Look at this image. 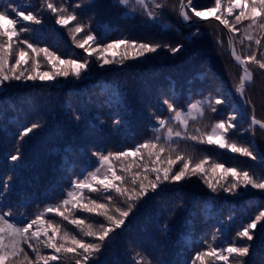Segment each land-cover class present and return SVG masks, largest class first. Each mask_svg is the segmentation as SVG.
<instances>
[{
  "label": "trees",
  "instance_id": "trees-1",
  "mask_svg": "<svg viewBox=\"0 0 264 264\" xmlns=\"http://www.w3.org/2000/svg\"><path fill=\"white\" fill-rule=\"evenodd\" d=\"M118 2L119 0H96L91 4L90 9L93 16L98 19L91 23V31L97 36V40L105 39L108 34L111 36L116 29L121 28L126 31L127 35L136 38L138 42L174 46V40L178 39L180 40L178 45H183V47L179 52L170 56L158 51L154 55L144 56L146 58L139 56L133 58L136 50L128 49L123 45L119 51L129 54L125 61L138 63L142 61V66L138 67H136L138 63H123L124 65H119V67L111 66L102 69L99 66L102 61H98L94 56L93 64L88 67L89 71L83 72L82 78L74 81V87L79 92L74 96L73 102L64 109V112L68 113L59 114L60 117H55L47 127L52 133L50 140L48 138L52 144L50 159L43 161L41 165L32 163L35 168V173L31 170L32 176H26L25 164L18 165L14 170L18 172L14 183L17 187H20L21 184L23 187L31 185V180L38 176L36 169L40 172L39 181L35 182V187L29 186L27 189V192H35L34 202L30 195L23 193L24 188L22 187L11 194L12 198H24L26 202H31L29 205L23 203L18 205L21 216L25 215L31 219L35 214L43 211V204L54 206L66 199V192L74 180L83 179L89 172L99 167L98 159L94 155L95 151L104 152L105 149H109L116 153L124 151V148L131 146L133 141L146 137L151 139L154 135L153 129L156 125H153V122H156V117L166 118L171 115L165 108L166 105L163 103L165 100H170L178 109L186 110L190 103L209 97L222 99L223 103L215 105L217 109L215 112L206 109L202 118L190 119L189 126L196 122L199 123L198 128L202 131L206 127L210 131L211 125L214 123L221 120L227 122L229 119L227 115H236L239 126L236 130L242 132L247 129L250 138L257 140V150L264 156V129H261L259 125L250 127V117L255 116L256 119L264 121V70L255 68L253 82L245 88L243 97L248 101L245 103L246 116L238 105L236 85L239 82L241 70L233 63L227 52L226 28L215 21L214 17L201 20L193 16L196 22L184 25L179 18V0H166L167 7L155 21L145 15L143 9L135 4V0H131L128 7ZM213 2L214 0H193L197 10H203L205 7L211 6ZM3 3L6 4V1L0 0V10L5 8ZM121 8L130 10L129 12L134 15L132 18L134 17L136 20L129 22L131 19L128 18L125 22L120 18L123 14L119 15L117 19L109 17L110 13L119 11ZM133 8L135 11H132ZM189 14L193 15L191 11ZM108 17L112 20H109ZM97 23L99 24L95 25ZM197 29H199V34L195 35ZM239 29L240 31L234 34L236 49L241 54H247V42L240 43L244 27ZM123 32H117L116 38L119 39L121 35H124ZM179 32L182 35H178ZM218 39L223 41L222 46L217 42ZM97 42L102 43L103 41ZM261 43L263 45L264 41L262 40ZM252 47L256 48L254 42ZM78 49L81 54L84 53L83 49ZM163 51L168 52L166 49ZM64 55L67 59H77L69 56V52ZM13 82L8 81L10 86L6 84L7 88L0 89V113L3 108H10L12 115L16 118L9 117L10 123H5L4 115L1 114L0 129H7L13 123L15 124V121L19 122L18 119L26 117L34 119L37 110L43 109L46 104L45 92L41 91L42 89L38 88L37 92L29 89L28 86L32 82L28 80H14ZM42 83L43 81H39L38 84ZM65 85H70V83L62 84L59 88ZM31 94L34 98L30 97ZM67 100L69 103L71 102L69 97ZM159 100L161 101L159 102ZM54 103L51 105L53 113L57 112ZM234 104L238 108L233 107ZM21 108L25 109L28 114ZM76 115H79L80 118L75 119ZM115 119H120L122 123L116 125ZM232 122L234 123V121ZM47 128L44 130L41 128L39 131H45ZM12 133L11 130L8 135L2 136L4 142H0L1 148L8 141H10L8 144L9 153H18L17 149H24L25 143V147H28L31 136H25L23 140L19 139V144H15ZM16 138H19V134L16 135ZM228 138L235 139L229 136ZM46 144L48 143L46 142ZM45 147L41 141L33 143L32 146L37 152L42 153ZM216 148L215 145H209L207 152L214 154ZM19 152L23 153L21 150ZM6 154L5 152V155L0 157V161L11 159L6 157ZM119 161L126 164L125 176L143 172L142 165L151 167L147 159L141 160L138 157L130 156L121 158ZM119 161L113 158L111 163L114 166ZM4 170L1 163L0 183ZM215 177L209 173L210 179ZM150 178H154V176ZM186 180L188 179L175 183L165 182L156 192L149 191L147 196L136 203L124 225L116 229V236L109 243L117 246L120 244L119 255L109 257L107 251H102V254L90 264H93L94 261H96L95 264H110L111 260H117L116 264H152V256L158 253H162L165 257L166 263L162 264H169L175 253L180 255V246H190L188 238L191 239V234H201L209 224L214 223L216 212L214 208L208 207L207 193L215 201L210 205L211 207L218 206L219 202L218 208H221L223 201L227 207L231 206V200H234L236 204L239 203L237 198L227 193L206 192L204 186L207 185L200 177H191L189 179L191 185H186L184 183ZM198 184L203 186L204 190L196 188L195 186ZM48 193L51 197L47 196ZM83 193L85 197L97 199L101 203L106 202L104 200L106 194L102 192H89L88 189H84ZM107 195H113L114 205L126 207L122 198L117 197L114 193ZM243 197L246 195L244 194L240 198ZM84 202L87 203L88 200L85 199ZM68 207L71 208L70 205ZM236 207H234L235 210ZM9 209L12 213L16 212L14 207ZM66 214L70 215V219L75 216L85 219L86 223H92L95 226L105 223L103 217L95 214L79 211L66 212ZM45 219L60 224L62 231L66 230L69 234L79 233L74 225L54 213H48ZM165 224L168 225L167 229L164 228ZM201 225L203 230L197 228ZM84 239L91 242L94 238L84 237ZM192 250L194 248L185 251L184 256L186 257ZM262 250L261 247L257 254L261 256ZM132 252L136 258L131 256ZM99 259L100 261H98ZM61 260L55 264H65L68 257L63 256ZM183 260L185 259H180L179 262ZM174 264L177 262L175 261Z\"/></svg>",
  "mask_w": 264,
  "mask_h": 264
},
{
  "label": "snow or ice",
  "instance_id": "snow-or-ice-1",
  "mask_svg": "<svg viewBox=\"0 0 264 264\" xmlns=\"http://www.w3.org/2000/svg\"><path fill=\"white\" fill-rule=\"evenodd\" d=\"M119 3L128 7L131 0H119ZM135 4L154 21L167 7L166 0H135ZM41 6L56 17L57 25L68 27L70 23L76 22L69 31L76 47L83 49L87 55L82 57L83 62L78 59H62L47 47H38L28 40L18 39L22 32L29 30L28 27H21L17 30L18 22L40 24L41 19L38 18V14H33L32 11L26 13L19 6L5 7L0 10V87L11 80L55 81L57 77L67 78L69 76L79 79L82 73L87 71L90 63L89 57L93 55L98 61H102L101 66L114 62L123 63L124 59L129 56L127 52L119 60H115V57L109 59L105 55L109 50L118 48L120 45L136 50L133 58L135 56L144 57L146 54L157 53L158 50L164 49L175 54L183 47V45L173 47L171 44L144 43L123 39L113 43H99L91 31V23L86 24L78 20L75 9L80 8V4L74 5L71 11L66 3L57 6L54 0H41ZM189 10L193 15L189 14ZM132 11H135V8ZM205 12L208 13L207 16ZM179 13L185 21H191L193 16L201 20L214 17L215 21H218L230 34H233L230 35L228 44L232 57L242 69L239 82L236 85V92L243 97L246 86L253 82L255 68L264 70V45L261 43L264 40V0H214L211 6H207L203 10H197L193 0H179ZM10 16L16 18L13 19ZM237 25L244 27L240 43L248 42L247 54H241L236 49L234 34L240 31ZM80 33H85V35L77 39ZM196 34H199V29ZM217 42L221 46L223 45V41L218 39ZM253 42L256 46L255 49L252 47ZM257 51H259V58ZM41 59L51 66L50 71H38ZM18 69L23 70L18 72ZM223 102L222 99L209 97L190 103L187 110H184L178 109L170 100H165L163 103L167 106V111L171 113V116L156 117L157 126L153 129L154 135L151 139L135 145L131 150L109 152L106 155L102 152H95L99 167L89 172L83 179L74 180L66 192L67 198L59 204L47 206L24 226H19L18 223L10 222L7 219L13 215L11 209L7 212H0V264H53L62 256L69 254L74 258L75 264H88L90 258L101 252L104 241L110 233L124 225L136 203L147 196L149 191L156 192L165 182L175 183L196 176L203 179V182L213 192L222 189L225 192L233 193L240 188L264 191V175L237 167H225L224 163L214 160L210 162V158L207 156L197 159L179 147L181 141H195L199 144L215 145L219 149H226L252 160L258 158L264 160V156L228 138L229 131L236 128V124L232 122L236 120V115L230 116L227 122L221 120L214 123L211 125L210 131L207 130V127L203 131L200 128H196L194 132L189 131L190 119L202 118L206 109L215 112L217 110L215 105ZM244 103H248V101L245 100ZM79 118V115L75 116V119ZM114 123L119 125L122 121L115 119ZM176 125H179V130H176ZM256 125L264 129V121L253 116L250 127ZM39 127L41 125L38 121L31 123L30 126L21 125L19 139L23 140L25 136ZM130 156L138 157L141 160L147 159L151 167L142 165L143 172H135L131 176L118 175L111 160L115 158L119 161L121 158ZM19 158L18 154L11 156L13 161ZM177 165H180L179 168L176 167ZM121 172L123 173V170ZM209 172L218 177L215 182L209 178ZM153 176L154 178H150ZM228 177H231V180ZM8 179L11 180V177ZM4 187L7 188V184ZM84 189H88L89 192L106 194L104 195L106 202L101 203L97 199L85 197ZM108 193H114L117 197L122 198L126 207L114 205L113 195H107ZM85 199L88 200L87 203L84 202ZM69 205L71 208L68 207ZM62 208L64 210H61ZM73 211L101 216L105 223L95 226L92 223H86L85 219L75 216L70 219V215L66 212ZM48 213L62 217L64 221L74 225L79 233L69 234L66 230L62 231L60 224L45 219ZM261 221H264V211H260L250 223L238 231L237 237L252 241L254 239L253 230ZM34 226L35 230L32 231ZM164 228L167 229L168 225L165 224ZM84 237L94 239L87 242ZM25 244L34 253V259L29 257L22 247ZM250 247L251 245L247 243L237 246L235 242L220 248L210 246L207 251L197 252L188 264H205L206 257L229 264L230 257H248ZM42 248L52 249L57 255H44L41 251ZM239 264H243V261H239Z\"/></svg>",
  "mask_w": 264,
  "mask_h": 264
},
{
  "label": "rangeland",
  "instance_id": "rangeland-1",
  "mask_svg": "<svg viewBox=\"0 0 264 264\" xmlns=\"http://www.w3.org/2000/svg\"><path fill=\"white\" fill-rule=\"evenodd\" d=\"M6 4L3 3V5H5V7H12V6H19L21 7L23 10H25V12L27 13V11H32L33 14H38V18L41 19V23L40 24H32L31 22H24V24L21 23H17L16 27L17 30H19L21 27H28L29 30L22 32L20 34V36L18 37V39L20 40H28L30 43H33L34 45L38 46V47H47L50 51L55 52L56 55L60 56L62 59H67L64 55V53L66 54L67 52H69V56L77 58L80 62L82 61V57L87 55L86 53L81 54L79 49L76 47V45L74 44V41L72 39V35L69 31V29L71 27H73V25L76 22H72L68 25V27H63L61 25H57L55 23V19L56 17L54 15H52L48 10L42 8L41 6V0H5ZM94 1L96 0H54V2L57 4V6H59L61 3H66L69 6V10H72V7L76 4H80L81 7L80 8H76V14L78 17V20L80 22L83 23H94L96 20L98 21L97 18H95L93 16V12L90 9L91 4L94 3ZM119 3V2H118ZM120 4V3H119ZM130 10L128 9H123L121 8L119 11H115L110 13L109 17H113L114 19H117L119 15L123 14V16H121V19H124L125 22H127V19H131V21L129 20V22H132V20H136L134 17L132 18V16H134L133 14H131V12H129ZM190 11V10H189ZM122 12V13H121ZM205 15L207 16L208 13L205 12ZM108 17V18H109ZM10 18L15 19V16H10ZM179 18L180 20H182V23L184 25H189L192 24L194 22H196V20L192 19L191 21H185L180 13H179ZM113 19V20H114ZM109 20H112L109 18ZM99 23L95 24L98 25ZM239 26V28H243L242 25H237V27ZM99 28V27H98ZM115 29V28H112ZM120 31H124L123 34L121 35L120 38H116L117 36V32ZM197 32H195L194 34L196 35ZM178 35H182L181 32L177 33ZM175 34V35H177ZM83 35H85V33H80L77 37V39H80ZM229 33V37H230ZM97 38V36H96ZM228 38V36H227ZM131 40L135 39L133 41H136V38H133L131 35H127L125 30H122L121 28H118L114 31V33L109 36V34L107 35V38L102 39L101 40H97V41H103L102 43H113L119 40ZM180 40H174V46L178 45ZM264 41V40H263ZM138 42V41H136ZM247 42V41H246ZM248 44V42H247ZM247 44H246V49H247V53H248V48H247ZM264 45V43H263ZM123 45H120L118 48L115 49H111L109 50L107 53H105V55H107L109 57V59H112L113 57H115V60H119L120 57L122 55H124V53H121L119 51L120 48H122ZM93 47H95L93 45ZM255 49V48H253ZM229 44H228V48H227V52L230 55L231 60L233 61V63L240 68L241 72L242 69L241 67L237 64V62L234 60V58L232 57V55L229 53ZM160 53H164L166 56H170L172 55V53L170 52H164L163 50H158ZM238 51V50H237ZM84 52V51H83ZM155 53H150V54H146L145 56H151L154 55ZM214 55V54H213ZM257 56L259 58V51H257ZM143 57V58H146ZM94 58V55L89 57L90 63L89 66H91L93 64L92 59ZM126 59H124L123 63L126 64H135L138 62H128L125 61ZM31 63V62H30ZM123 63H111L108 65H104L101 66V64L99 65L100 68L104 69V68H109L111 66L113 67H119V65H124ZM40 68L38 71L40 72H44V71H50L51 70V66L48 65L47 63H45L43 61V59H41L40 61ZM142 61L139 62L137 64L136 67L138 66H142ZM88 66V67H89ZM27 67V66H26ZM90 68L87 69V71H89ZM20 70L23 69H18L17 71L19 72ZM30 70V69H29ZM27 75V73H26ZM82 78V76H81ZM77 78L73 77V76H69L67 78L65 77H57V79L55 81H43L42 84H38L40 80H36V81H32V80H28L29 82H32V84H30L28 87L31 90L34 91H38L39 89H42L41 91L45 92V107L43 109H38L37 110V115L35 116L34 119H29L28 117L24 118V119H18L19 122L15 121V124L13 123L12 125H10L7 129H0V142H4L2 136L3 135H8L11 130H12V136L14 137V143L15 144H19V138H16V135L20 133L21 131V125H31V123L33 122H39L41 127L35 129L32 133H30L27 137H30V142L28 144V147H25L26 143L24 144V149L23 148H19V150H21L23 153L18 152V153H9L10 149L8 148V144L10 141H8L3 148L0 147V157H3V155L6 154V157H10L12 155H19V159L16 161H13L12 159H6L4 161H0V164L2 163L5 170L4 172L2 171V182L0 183V212H7L9 210L10 207H14L15 211L13 213V215L11 217H7V219L10 220V222H16L18 223L19 226H24L25 223L30 222L32 219L35 218L36 214L34 215L33 218L28 219L27 216L23 215L21 216V210L18 208V205L23 203L26 205H29V203L31 202H26V200L23 199H18V198H12L11 194L16 191H18L20 189V187L24 188L23 193L24 194H28L30 195V198H32V202H34V199L36 198L35 192H27V189L29 188V186H31L32 188L35 187V182L39 181V174L40 172L36 169V174L38 175L37 177H33L34 179H32L31 181V185H27L25 187L21 186L17 187V185H14L15 180L18 177V172L14 171L16 170L18 165H26L24 172L27 175H31V170L33 171V173H35V168H33V165H41L43 164V161H48L50 159V149L52 144L50 143V138L52 133L50 132V128L48 129L47 127L50 126V124L52 123L53 119L55 117H60V115H64L68 112H64L65 108L68 107V105H70L73 102L74 96L79 92V90L76 89V87H74L75 83L74 81ZM80 79V78H79ZM12 82L14 80H11ZM21 81H25L22 80ZM15 83V82H13ZM70 83V85H65L64 87L59 88L62 84H68ZM136 83V82H135ZM7 84V86H10L8 81L5 82L4 86L0 87V89H5L7 88L5 85ZM46 85V86H45ZM50 86L54 87L51 88ZM56 89V90H55ZM237 94V92H236ZM238 96V95H237ZM30 97L34 98L33 94L30 95ZM67 97H69V101H71L70 103L67 100ZM71 97V99H70ZM241 99V102L243 103L244 97H239ZM161 100H159L160 102ZM55 102V103H54ZM57 108V112H52V108L51 105H53ZM242 105V104H241ZM23 107V106H22ZM106 109V106H104ZM233 107H237L236 104H234ZM167 108V106L165 107ZM238 108V107H237ZM22 109V108H21ZM23 111H25L27 113V111L25 109H22ZM187 110V109H186ZM11 109L10 108H3L1 110L0 113V117L2 116L1 114L4 115L3 119L5 120V123H10L11 119H8L9 117H15L12 115L11 113ZM28 114V113H27ZM60 114V115H59ZM195 115V113H194ZM25 116V115H23ZM171 116V115H170ZM227 117L229 118L230 115H227ZM16 118V117H15ZM1 123V121H0ZM234 123L236 124V128L233 129L232 131H230L229 133V137L231 138H235V139H231L236 141L238 144H242L244 146L249 147L250 149H252L254 152L259 153V151L257 150L256 144H257V140L255 138H250V133H248L247 129L242 130L241 131H237L236 129L239 127L238 126V120H235ZM199 123H194L191 124L189 126V131L190 132H194V130L196 128H198L200 125H198ZM153 125L157 126L156 122H153ZM155 126V127H156ZM176 130H179L178 125L175 126ZM45 129L47 128L45 131H39L40 129ZM50 133H49V132ZM16 134V135H14ZM162 135V133H161ZM240 135H244L243 137ZM12 137V138H13ZM49 138V140H48ZM149 140L147 137L145 139H138V141H133L131 143V146L125 147V150H131L134 148L135 145H138L140 143H143L144 141ZM43 142L44 145L46 146L44 149V152H37L36 149L32 148L33 143L35 142ZM46 142L48 144H46ZM208 146L207 144H199L195 141H181L180 142V149H182L184 152L189 153L194 155L195 158H203L204 156H207L210 158V162L211 161H217L220 163H224L225 167H237L238 169H242V170H249L250 172H255L256 174L259 175H264V160L261 159H257V160H252L251 158L248 157H244V156H240L239 154L236 153H231L226 149H219L218 147L215 150L214 154H210L207 152L208 150ZM173 147H175V145H173ZM96 152V151H95ZM94 152V153H95ZM99 152V151H98ZM109 152L114 153V151L109 150V149H105L104 153L105 155L108 154ZM260 154V153H259ZM261 155V154H260ZM180 165H177V168H179ZM118 172V175L120 174H126L127 170H126V164L122 163V162H116L113 166ZM121 170H123V173L121 172ZM211 173V172H209ZM214 177L215 175L212 174ZM11 177V180H9L8 178ZM215 179H218V177H215L213 179V181L215 182ZM229 180H231V177H228ZM184 183H186V185H191L192 183L189 182V179L184 181ZM223 183V182H222ZM5 184H7V188H5ZM196 188H200L203 189L204 188L207 190L206 192H212V193H227L228 195L234 196L235 198H237V201L239 203L236 204V202H234V200H231V206L227 207L225 204V201H223L221 208H218L219 202H218V206L216 207H211L210 205H212L213 203H215V201L211 198V196L209 195V193H207V198L206 201H209L208 203V207L209 208H214V211L216 212V217L214 220V223L209 224L208 227L206 228V230L204 232H202L201 234L199 233L198 235L191 234V239L188 238V243H191L190 246L188 245H182L180 246V255H178L177 253H175L174 257L170 260L169 264H174V262L176 261L177 264H188V262L195 256V254L199 251H207L209 249V247H215V248H220V247H226L228 246L230 243L235 242V244L237 246H242L243 244L247 243L250 244V254L248 257H243V258H235L230 257L229 258V264H239V261H243V264H264V221H261L259 224H257V228L255 230H253V235H254V239L252 241H246L244 239H240L237 237V232L241 231L243 229V227H245L248 223H250L256 215L259 214L260 211H264V191L261 190H257V189H252V188H248V189H243L240 188L237 191H234L233 193H228L223 191L222 189H218L216 192H213L210 190V188H208V186H201V185H196ZM191 188V187H190ZM34 194V195H33ZM246 195V197L240 198L243 195ZM47 196L51 197L50 194L48 193ZM23 201V202H21ZM37 201V200H36ZM35 201V203H36ZM8 205V206H6ZM237 205V207H236ZM47 207V204H43L42 208L44 210V208ZM236 207V210L235 208ZM33 210V209H32ZM133 211V210H132ZM131 211V212H132ZM130 212V213H131ZM197 228L203 230L202 225L201 226H197ZM35 230V226L33 227L32 231ZM117 231L115 230L114 232L110 233L109 237L104 241V244L102 246V251H107L109 254V257L114 256V255H119L120 253V244H118L119 246H117L116 244H109L110 241L112 239L115 238ZM215 237V238H214ZM22 247H24L25 251L27 252L28 256L31 257L32 259L35 258L34 253L31 251V249H29L27 247V245H22ZM262 247V252H261V257L260 254H257L258 250ZM191 248H194V250H192V252L190 251V253L185 257V251H187L188 249L190 250ZM117 250L118 254H117ZM42 254L44 255H57L54 250L52 249H47V248H42L41 249ZM98 253L97 256H94L92 258L89 259L88 264L91 263V261H93L94 259L96 260L98 256H100L102 253ZM131 256H133L134 258H136V256H134L133 252L131 253ZM177 256V257H176ZM68 261L65 262V264H75V260L72 257L71 254H69L68 256ZM153 261L152 264H162V263H166L165 257L162 255V253H158V254H154L152 256ZM132 258V259H134ZM63 259V256L62 258ZM58 260L59 262H61L62 260ZM102 259V258H100ZM100 259L98 261H100ZM180 259H185L182 262H179ZM57 261L53 262V264H55ZM117 260H111L110 264H116ZM179 262V263H178ZM96 261L93 262V264H95ZM205 264H225L224 261H219V260H215L214 258H205Z\"/></svg>",
  "mask_w": 264,
  "mask_h": 264
},
{
  "label": "water",
  "instance_id": "water-1",
  "mask_svg": "<svg viewBox=\"0 0 264 264\" xmlns=\"http://www.w3.org/2000/svg\"><path fill=\"white\" fill-rule=\"evenodd\" d=\"M227 31V36H228V41H229V32H228V30H226ZM229 53L231 54V49H230V47H229ZM237 95H238V97H240V95H239V93H237ZM241 100V99H240ZM243 107H244V114H247V112H246V107H245V103L243 102ZM252 118V117H251ZM250 118V119H251Z\"/></svg>",
  "mask_w": 264,
  "mask_h": 264
}]
</instances>
